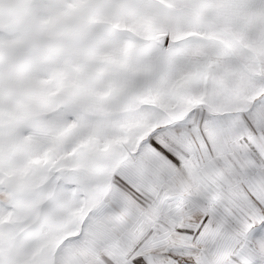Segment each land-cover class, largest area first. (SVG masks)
Listing matches in <instances>:
<instances>
[{
	"label": "snow or ice",
	"instance_id": "1",
	"mask_svg": "<svg viewBox=\"0 0 264 264\" xmlns=\"http://www.w3.org/2000/svg\"><path fill=\"white\" fill-rule=\"evenodd\" d=\"M0 264H264V0H0Z\"/></svg>",
	"mask_w": 264,
	"mask_h": 264
}]
</instances>
